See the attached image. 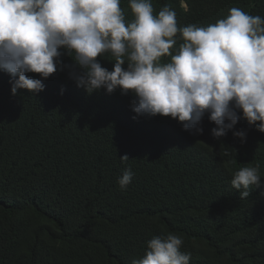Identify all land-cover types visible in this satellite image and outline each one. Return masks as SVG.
<instances>
[{
    "label": "trees",
    "instance_id": "16d2710c",
    "mask_svg": "<svg viewBox=\"0 0 264 264\" xmlns=\"http://www.w3.org/2000/svg\"><path fill=\"white\" fill-rule=\"evenodd\" d=\"M151 2L154 14L175 10L178 27L207 26L232 7L264 17V0ZM120 7L130 21L128 0ZM10 81L0 71V264H131L168 233L182 236L190 264H264V186L240 199L230 184L258 165L264 185V133L240 120L233 131L246 142L232 131L216 140L205 116L191 135L170 118L136 117L119 91L87 94L66 72L35 96H13Z\"/></svg>",
    "mask_w": 264,
    "mask_h": 264
},
{
    "label": "clouds",
    "instance_id": "9594fccd",
    "mask_svg": "<svg viewBox=\"0 0 264 264\" xmlns=\"http://www.w3.org/2000/svg\"><path fill=\"white\" fill-rule=\"evenodd\" d=\"M128 3L130 21L121 0H0V71L11 77L12 95L35 96L61 71L89 95L119 91L132 97L136 117L170 118L191 135L203 134L205 116L216 140L232 131L246 142L245 130L233 131L240 120L264 133V17L232 7L207 26L178 27L167 5L154 14L151 0ZM132 178L126 169L121 191ZM230 184L249 197L264 186L259 166L240 168ZM183 243L173 233L154 236L131 264H190Z\"/></svg>",
    "mask_w": 264,
    "mask_h": 264
}]
</instances>
